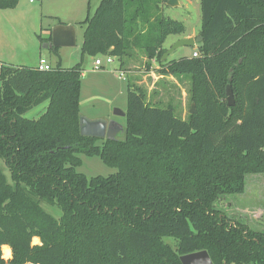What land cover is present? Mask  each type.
Returning <instances> with one entry per match:
<instances>
[{
    "label": "trees",
    "instance_id": "1",
    "mask_svg": "<svg viewBox=\"0 0 264 264\" xmlns=\"http://www.w3.org/2000/svg\"><path fill=\"white\" fill-rule=\"evenodd\" d=\"M18 1L0 0V9ZM166 1L100 0L77 22L81 59L71 67L0 63V161L9 172L0 166V264H182L180 255L200 250L213 264H264V229L215 206L242 193L247 174L264 173V0H199L197 56L176 60L162 59L164 42L185 26L163 15ZM136 50L161 74L189 79L185 117L128 83L121 136L82 135L83 58L123 65ZM41 103L40 116H24ZM80 153L117 170L88 177L76 170Z\"/></svg>",
    "mask_w": 264,
    "mask_h": 264
},
{
    "label": "rangeland",
    "instance_id": "2",
    "mask_svg": "<svg viewBox=\"0 0 264 264\" xmlns=\"http://www.w3.org/2000/svg\"><path fill=\"white\" fill-rule=\"evenodd\" d=\"M176 6L164 5L163 15L174 20L181 21L185 26V31L181 34H171L167 36L164 46L168 49L178 38L184 37L186 33H194L197 36L201 27V10L199 0H178ZM85 0H19L14 8L0 9V62L12 64L14 66H36L40 55L55 65L59 59L61 66L71 67L80 62V45L82 41V30L77 27L74 46L57 47L53 52L50 48L44 47L45 41L40 38H47L50 35L52 24L58 23L54 17L47 13L58 12L64 16L65 13H72L74 16H81L75 13L77 6ZM85 4V3H83ZM79 20V19H78ZM80 26V25H79ZM199 43H196L198 46ZM191 46H179L175 48L166 58L176 60L180 57L192 55ZM133 56L127 58L126 63L130 69L126 72L118 68L119 60L112 56L114 63L102 66L105 69L94 71V59L103 55L85 56L81 64V72L84 76L80 81V102L81 111L86 116H97L105 114L113 116V109L125 110L126 91L128 83L141 87L146 94V99L153 104H160V107L171 103L177 108V115L185 117L188 111V88L189 79L187 77H177L183 86V91L172 84L174 80H168L159 72L160 65L154 60H148L145 56L133 51ZM124 66V64L122 65ZM117 68L116 70L114 69ZM96 69V68H95ZM100 69V67L98 68ZM119 69V70H118ZM159 75L163 78L159 79ZM182 94V98H181ZM184 101V106L182 104ZM45 109V103H41L30 110L24 116L37 118ZM120 124L124 125V116L115 115ZM114 119V118H113ZM121 134H118L120 137ZM102 140H97L100 144ZM81 163L76 170L86 176H108L116 172V168L110 167L102 162L99 156H87L78 154ZM0 166L9 176V172L0 161ZM215 206L227 214L232 220L240 221L251 229H264V173H251L245 176V188L242 193L224 195L215 203ZM45 209L51 211V207L45 205ZM36 238V237H34ZM33 243H38V238ZM172 243L171 240L168 239ZM10 249V248H9ZM3 251V250H2ZM10 250L9 255L10 257ZM4 255V254H3Z\"/></svg>",
    "mask_w": 264,
    "mask_h": 264
},
{
    "label": "water",
    "instance_id": "3",
    "mask_svg": "<svg viewBox=\"0 0 264 264\" xmlns=\"http://www.w3.org/2000/svg\"><path fill=\"white\" fill-rule=\"evenodd\" d=\"M178 0H167L166 5L176 6ZM50 43L45 44L44 47H61L75 45V27L73 24H55L50 29ZM202 39L201 35L182 37L177 39L162 55V59L166 58L175 48L179 46H191L199 43ZM227 104L233 105V93L227 85L226 87ZM195 112L194 103L191 104L189 113ZM114 115L125 116V111L114 108ZM80 133L85 136H93L97 138L114 139L119 133H122L124 128L115 119H89L83 115L79 117ZM182 264H213L206 250L186 253L179 256Z\"/></svg>",
    "mask_w": 264,
    "mask_h": 264
},
{
    "label": "crops",
    "instance_id": "4",
    "mask_svg": "<svg viewBox=\"0 0 264 264\" xmlns=\"http://www.w3.org/2000/svg\"><path fill=\"white\" fill-rule=\"evenodd\" d=\"M99 2H100V0H85V2H83V3H85V4H80V5H78L77 6V9H75V13H77L78 11H79V13L82 15V13L84 14V16L83 17H81V16H74L72 13H65L64 14V16L62 15V14H60V13H58V12H53V13H47V15H49V16H51V17H54V18H56L57 20L59 19L60 21H61V23H63V24H73L74 25V27H75V35H76V31H77V27H79L81 30H82V27L81 26H79V24H77V22L78 21H81L82 19H84V17L87 15V13L88 12H90V13H92L93 11H94V9L97 7V5L99 4ZM79 19V20H78ZM55 24H58V23H54V24H52V25H55ZM193 35H195L194 33H186V35L184 36V37H190V36H193ZM180 38H182V37H180ZM179 39V38H178ZM48 43H50V42H46V44H48ZM48 48H51V47H48ZM196 48H197V45L195 44L194 46H193V48H192V52L193 51H195L196 50ZM40 57H44L45 58V56H43V55H40L39 56V58ZM94 57V56H93ZM112 57V56H111ZM114 58V57H113ZM113 58H112V61L110 62V63H107V64H113L114 63V60H115V58H114V60H113ZM59 61H60V59H59ZM0 63H3V62H0ZM118 68L121 70V71H124V72H126V71H128L129 69H130V66L129 65H127V64H124V66H122L121 65V63H120V61H119V63H118ZM106 67L105 66H101L100 67V69H95V67H94V71H99V70H102V69H105ZM114 69L116 70L117 68H115L114 67ZM118 69V70H119ZM85 72V71H84ZM84 72L82 73L81 72V77L82 76H84ZM80 77V78H81ZM161 78H163V76H161V75H159V79H161ZM165 78L168 80V82L169 83H171V81H169L170 80V78H173L172 80H174V82H172V84H176V88L177 89H181V93L183 94V93H185V91H183V86H181V83L177 80V77H174V76H171V75H169V76H165ZM182 79H183V77H182ZM81 88V87H80ZM81 90V89H80ZM182 94H181V98H182ZM186 94V93H185ZM79 104H80V113H81V115H83V116H85V117H87V118H89V119H96V118H103V119H111V118H114L115 120H116V118L115 117H113V116H115L114 114H113V116L112 117H109V116H106L105 114H101V115H97V116H93V117H89V116H86L82 111H81V102H80V100H79ZM182 104H183V106H184V101H182ZM123 111H125V110H123ZM117 121V120H116ZM118 122V121H117ZM120 123V122H119ZM123 125V124H122ZM4 246H7V245H4ZM8 247V246H7Z\"/></svg>",
    "mask_w": 264,
    "mask_h": 264
},
{
    "label": "built area",
    "instance_id": "5",
    "mask_svg": "<svg viewBox=\"0 0 264 264\" xmlns=\"http://www.w3.org/2000/svg\"><path fill=\"white\" fill-rule=\"evenodd\" d=\"M192 55L193 56H197V52L196 51H193L192 52ZM104 61L106 63H110L112 61V57L109 56V55H103L102 57L95 58L94 59L95 68L98 69L99 67H101L103 65V62ZM36 67L39 70H49V69L52 68L51 64L44 57H40L38 59V65H36Z\"/></svg>",
    "mask_w": 264,
    "mask_h": 264
},
{
    "label": "bare ground",
    "instance_id": "6",
    "mask_svg": "<svg viewBox=\"0 0 264 264\" xmlns=\"http://www.w3.org/2000/svg\"><path fill=\"white\" fill-rule=\"evenodd\" d=\"M35 240H37V238H34ZM2 250H3V254H4V256L5 257H8V255H9V247H7V246H3V248H2Z\"/></svg>",
    "mask_w": 264,
    "mask_h": 264
}]
</instances>
